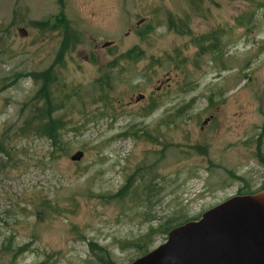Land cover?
Listing matches in <instances>:
<instances>
[{"label": "rangeland", "instance_id": "obj_1", "mask_svg": "<svg viewBox=\"0 0 264 264\" xmlns=\"http://www.w3.org/2000/svg\"><path fill=\"white\" fill-rule=\"evenodd\" d=\"M45 71L61 153L18 133ZM1 144L0 264H129L264 191V0H0Z\"/></svg>", "mask_w": 264, "mask_h": 264}, {"label": "water", "instance_id": "obj_2", "mask_svg": "<svg viewBox=\"0 0 264 264\" xmlns=\"http://www.w3.org/2000/svg\"><path fill=\"white\" fill-rule=\"evenodd\" d=\"M129 264H264V191L233 196L172 228L163 244Z\"/></svg>", "mask_w": 264, "mask_h": 264}, {"label": "trees", "instance_id": "obj_3", "mask_svg": "<svg viewBox=\"0 0 264 264\" xmlns=\"http://www.w3.org/2000/svg\"><path fill=\"white\" fill-rule=\"evenodd\" d=\"M49 24L52 28L58 26L59 19H56L53 23L49 22ZM61 26L65 27L62 20ZM127 55L131 56V53ZM44 73L45 77L42 78L39 91L33 99L31 117L20 126L18 133L25 137L33 135L34 137L45 138L50 142L52 149L61 153V142L62 139L66 138L65 131L68 128L66 120L59 115L63 108L61 105V90L58 88L61 85V77L56 73H48V71ZM2 144L0 146L3 148ZM169 231L170 229L166 231L167 234ZM90 247L92 248L94 245L91 244Z\"/></svg>", "mask_w": 264, "mask_h": 264}, {"label": "bare ground", "instance_id": "obj_4", "mask_svg": "<svg viewBox=\"0 0 264 264\" xmlns=\"http://www.w3.org/2000/svg\"><path fill=\"white\" fill-rule=\"evenodd\" d=\"M107 43H110L108 46L112 45V43H111V42H107ZM107 43H106V44H107ZM106 44L103 46V48H106V47H108ZM83 153H84V152H83ZM83 157H84V156H83ZM82 159H83V158H82ZM82 159H81V160H82ZM78 162H79V161H78Z\"/></svg>", "mask_w": 264, "mask_h": 264}, {"label": "flooded vegetation", "instance_id": "obj_5", "mask_svg": "<svg viewBox=\"0 0 264 264\" xmlns=\"http://www.w3.org/2000/svg\"><path fill=\"white\" fill-rule=\"evenodd\" d=\"M141 22H142V21H141ZM139 24H140V23H139ZM139 24H138V25H139ZM138 25H137V26H138Z\"/></svg>", "mask_w": 264, "mask_h": 264}]
</instances>
